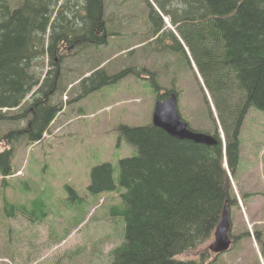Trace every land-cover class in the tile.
<instances>
[{
  "label": "trees",
  "instance_id": "obj_1",
  "mask_svg": "<svg viewBox=\"0 0 264 264\" xmlns=\"http://www.w3.org/2000/svg\"><path fill=\"white\" fill-rule=\"evenodd\" d=\"M148 1L153 31L148 39L163 38L165 22L159 11L170 16L182 38L172 33L177 41L172 48L185 52L189 48L216 99L219 123L214 136L218 143L179 139L153 122L121 125L122 134L137 153L120 160L125 235L112 249L107 264H210L204 260L205 253L200 260L178 256L212 238L225 205H239L229 169L233 174L238 167L242 125L250 108L264 110V0H154L159 11ZM59 2L0 0V120L27 121L6 132L3 139L8 142L21 138L32 145L43 142L68 103L143 73L127 67L110 74L99 65L78 80L82 90L79 88L74 101L54 102L56 93L66 88L65 49L105 45L118 32L109 28L105 0H83L84 15L78 28L73 18L79 17L77 6L74 10L68 5L70 0ZM40 59H49L51 68L46 74L36 67ZM152 79L157 99L176 91L161 93V85ZM13 159V147L0 150V169L6 177L17 172ZM116 188L111 163L93 167L91 193ZM255 236L261 240L259 232Z\"/></svg>",
  "mask_w": 264,
  "mask_h": 264
},
{
  "label": "rangeland",
  "instance_id": "obj_2",
  "mask_svg": "<svg viewBox=\"0 0 264 264\" xmlns=\"http://www.w3.org/2000/svg\"><path fill=\"white\" fill-rule=\"evenodd\" d=\"M150 2L159 11L154 0ZM68 5L78 8L79 17L70 14L78 28L84 15L83 0H70ZM105 5L109 28L118 32L105 45L65 49L66 88L56 93L54 102L74 101L79 88L82 90L79 79L99 65L110 74L127 67L143 73L129 75L68 103L45 133L44 141L35 145L24 138L13 142L3 139L7 131L23 127L27 121L0 120V150L13 147V167L17 171L6 177L0 169V264L110 262L112 249L122 243L125 235V219L120 212L124 204L121 193L125 190L119 184L120 160L137 153L122 134L121 125L153 122L158 94L152 77L161 85V93L172 89L178 92L180 115L192 129L216 132V99L206 87L189 48L186 52L172 48L177 46L172 33L182 38L171 17L159 11L165 22L162 41L157 37L149 40L153 31L148 0H105ZM63 10H68L67 6ZM36 67L46 74L51 68L49 59H40ZM218 128L224 137L222 127ZM240 140L238 167L233 174L229 169L239 199V205L228 207L231 248L219 254L213 252V235L178 259L200 260L205 253L204 260L210 264H264V110L250 108ZM105 162L114 167L117 188L93 194L89 190L91 171Z\"/></svg>",
  "mask_w": 264,
  "mask_h": 264
},
{
  "label": "water",
  "instance_id": "obj_3",
  "mask_svg": "<svg viewBox=\"0 0 264 264\" xmlns=\"http://www.w3.org/2000/svg\"><path fill=\"white\" fill-rule=\"evenodd\" d=\"M178 99L179 95L176 91L171 92L164 99L159 98L153 114V124L179 139H188L206 145L217 144L218 140L213 134L192 129L189 123L181 117ZM231 229L230 210L225 205L214 233L215 240L210 245L213 252L219 254L231 248L233 244Z\"/></svg>",
  "mask_w": 264,
  "mask_h": 264
},
{
  "label": "flooded vegetation",
  "instance_id": "obj_4",
  "mask_svg": "<svg viewBox=\"0 0 264 264\" xmlns=\"http://www.w3.org/2000/svg\"><path fill=\"white\" fill-rule=\"evenodd\" d=\"M171 92H173V91H171ZM171 92H169L166 96H168ZM166 96H164V97H161L162 99H164Z\"/></svg>",
  "mask_w": 264,
  "mask_h": 264
},
{
  "label": "bare ground",
  "instance_id": "obj_5",
  "mask_svg": "<svg viewBox=\"0 0 264 264\" xmlns=\"http://www.w3.org/2000/svg\"><path fill=\"white\" fill-rule=\"evenodd\" d=\"M53 15V14H52ZM213 54V53H212ZM214 60V59H213ZM231 65V64H230Z\"/></svg>",
  "mask_w": 264,
  "mask_h": 264
}]
</instances>
